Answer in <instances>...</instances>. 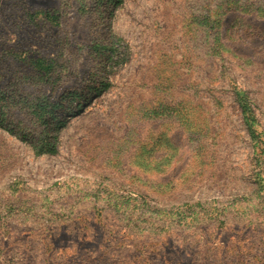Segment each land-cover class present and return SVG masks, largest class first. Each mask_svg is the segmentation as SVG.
Returning a JSON list of instances; mask_svg holds the SVG:
<instances>
[{
    "label": "rangeland",
    "instance_id": "374dc122",
    "mask_svg": "<svg viewBox=\"0 0 264 264\" xmlns=\"http://www.w3.org/2000/svg\"><path fill=\"white\" fill-rule=\"evenodd\" d=\"M0 264H264V0H0Z\"/></svg>",
    "mask_w": 264,
    "mask_h": 264
},
{
    "label": "trees",
    "instance_id": "16d2710c",
    "mask_svg": "<svg viewBox=\"0 0 264 264\" xmlns=\"http://www.w3.org/2000/svg\"><path fill=\"white\" fill-rule=\"evenodd\" d=\"M43 64H44L43 61H41V60H38V61H37V65H38L39 67H43Z\"/></svg>",
    "mask_w": 264,
    "mask_h": 264
}]
</instances>
